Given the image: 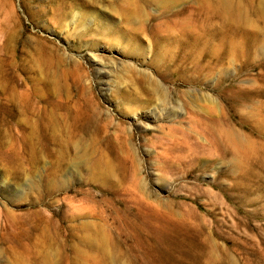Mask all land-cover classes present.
<instances>
[{
  "label": "rangeland",
  "instance_id": "374dc122",
  "mask_svg": "<svg viewBox=\"0 0 264 264\" xmlns=\"http://www.w3.org/2000/svg\"><path fill=\"white\" fill-rule=\"evenodd\" d=\"M0 264H264V0H0Z\"/></svg>",
  "mask_w": 264,
  "mask_h": 264
},
{
  "label": "bare ground",
  "instance_id": "6f19581e",
  "mask_svg": "<svg viewBox=\"0 0 264 264\" xmlns=\"http://www.w3.org/2000/svg\"><path fill=\"white\" fill-rule=\"evenodd\" d=\"M229 5H231L232 6V4H233V0H225ZM27 98V97H26ZM29 105V104H28ZM136 114V113H135ZM176 224V223H175ZM170 233V232H169ZM165 234H167V233H165ZM174 238V237H173ZM148 243V242H147ZM180 243V242H179ZM155 244V243H154ZM168 244H171V243H169L168 242ZM172 244H176L177 245V243H172ZM181 244V243H180ZM104 246V245H103ZM168 246V245H167ZM167 248V247H166ZM168 248H170V247H168ZM160 249V248H159ZM172 249V248H171ZM170 249V250H171ZM169 250V249H168ZM169 250V251H170ZM151 252V251H150ZM173 254V253H172ZM117 257V256H116ZM184 257V256H183ZM173 258V256L171 255V254H169V253H166V252H163V254L160 256V257H158V259H157V262L158 261H160V260H164V259H172Z\"/></svg>",
  "mask_w": 264,
  "mask_h": 264
}]
</instances>
